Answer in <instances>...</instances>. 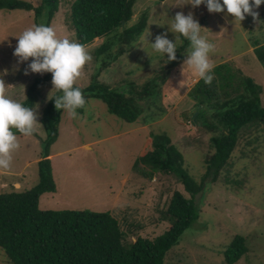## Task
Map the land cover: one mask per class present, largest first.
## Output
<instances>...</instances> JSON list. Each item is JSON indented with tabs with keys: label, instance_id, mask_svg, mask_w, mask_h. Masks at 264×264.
<instances>
[{
	"label": "rangeland",
	"instance_id": "1",
	"mask_svg": "<svg viewBox=\"0 0 264 264\" xmlns=\"http://www.w3.org/2000/svg\"><path fill=\"white\" fill-rule=\"evenodd\" d=\"M24 1L35 8L42 4V0ZM135 1L133 20L125 28L137 24L148 13L146 31L135 46L98 76V80L119 89L133 84L140 87L160 74L165 76L166 82L161 84V91H157L165 114L157 115V120L148 124L144 118L155 115L145 111L137 122L129 123L110 114L106 104L97 99H89L85 112H78L75 119L62 111L60 135L49 157L58 191L45 194L39 200L42 210L110 212L121 221L128 243L136 242L139 237L154 240L164 234L171 224L164 220L162 211L169 208L177 191L189 197L174 176L162 174L149 179L134 168L138 157L152 149V135H169L184 155L185 167L197 179H201L206 159L213 152L209 131L193 120L199 108L190 93L201 79L184 65L187 52L181 64L170 68L166 57L154 53L149 43L161 33H167L174 41L175 35L168 31L171 19L178 12L185 15L191 12L202 27L201 35L215 44L210 53L215 67L228 63L264 88V68L250 38L256 31L255 36L262 37L264 26L260 18L264 5L256 10L259 12L257 20L246 16L240 23L226 13H209L204 5L193 9L188 4L190 0ZM74 2L62 0L50 26L58 37L79 42L69 15ZM40 24L47 25V19L37 20L35 10L0 11V80L4 82L6 95L21 103L27 99L35 80L49 74L25 75L31 59L19 63L13 55L17 37L29 27ZM107 40L97 39L86 47L93 59L84 66L75 86L91 85L101 63L96 50ZM181 40L186 39L181 37ZM184 44L177 43L176 54ZM103 56L107 58L106 54ZM51 81L39 87L40 97L35 109L40 124L35 134L17 135L20 147L13 153L11 167L0 169V194L26 192L40 183L41 144L46 138L41 119L44 109L58 92L53 90ZM181 81H184L183 87ZM244 132L219 182L208 183L198 221L167 254L164 264H227L226 250L238 235L246 238L249 252L236 264H264V145L260 143L263 133L257 130V125ZM0 264H12L1 249Z\"/></svg>",
	"mask_w": 264,
	"mask_h": 264
},
{
	"label": "trees",
	"instance_id": "2",
	"mask_svg": "<svg viewBox=\"0 0 264 264\" xmlns=\"http://www.w3.org/2000/svg\"><path fill=\"white\" fill-rule=\"evenodd\" d=\"M61 3L62 0H42V4L35 8L24 0H0V11L35 10L37 20L44 17L50 25ZM135 3V0H75L69 15L77 39L85 47L97 39L108 38L96 50L101 59L97 76L92 77L87 88L79 87L86 104L89 99L101 100L110 114L129 123L137 122L145 111H150L155 117L150 114L144 120L151 124L157 120V115L164 116L166 111L157 99V91H161V84L166 82L165 76L160 74L140 87L133 84L119 89L98 80V76L135 46L146 31L148 13L137 24L125 28L133 20ZM260 19L264 26V9ZM122 28H125L124 32L118 33ZM256 32L250 38L264 68V31L260 33L263 38L255 36ZM183 42L185 44L176 54V60L170 62V68L185 60L189 42ZM105 54L107 58H103ZM213 74L211 85L201 79L190 93L199 108L193 120L211 135L213 152L206 159V170L200 174L201 179H197L185 167L184 155L169 135H152V149L138 157L134 168L149 179L162 174L174 176L189 197L177 191L169 208L162 211L164 220L171 224L164 234L154 240L139 237L131 243L126 241L127 233L122 229L121 221L110 212L53 211L39 207L43 195L58 191L49 159L52 146L60 135L62 110L58 111L52 100L62 94L57 92L41 119L46 138L41 144L40 183L26 192L0 194V249L8 260L12 264H164L167 254L180 244L181 237L198 221L208 183L219 182L244 131L257 125V130L263 133L260 143L264 145V88L228 63L217 65ZM51 80L50 73L36 79L23 104L35 108L40 97L39 87ZM86 104L77 110L80 114L85 112ZM208 179L211 181L207 182ZM246 241L240 235L233 239L225 253L227 264H236L249 252Z\"/></svg>",
	"mask_w": 264,
	"mask_h": 264
},
{
	"label": "clouds",
	"instance_id": "3",
	"mask_svg": "<svg viewBox=\"0 0 264 264\" xmlns=\"http://www.w3.org/2000/svg\"><path fill=\"white\" fill-rule=\"evenodd\" d=\"M188 4L193 9L204 5L209 13H226L241 23L246 16L257 20L259 12L256 10L264 5V0H190ZM201 29L193 13L185 15L178 12L168 27V31L175 35V40H170L167 33H161L154 42L148 43L154 53L171 62L176 60L177 43H182L183 37L189 42L184 65L198 79L211 85L215 64L210 60V53L215 44L201 35ZM13 55L19 63L31 59L25 75L50 73L53 90L62 93L52 99L55 108L67 113L70 118L79 116L77 110L85 106L86 100L81 89L74 85L84 66L93 59L85 45L67 37L60 38L52 26L40 24L29 27L17 37ZM183 85L184 81H181V87ZM38 120L36 109L9 98L4 82L0 80V169L11 167L13 153L20 147L17 133L25 137L32 136L40 124Z\"/></svg>",
	"mask_w": 264,
	"mask_h": 264
}]
</instances>
